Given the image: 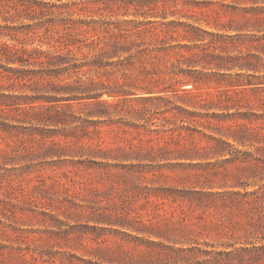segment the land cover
<instances>
[{
    "label": "rangeland",
    "instance_id": "374dc122",
    "mask_svg": "<svg viewBox=\"0 0 264 264\" xmlns=\"http://www.w3.org/2000/svg\"><path fill=\"white\" fill-rule=\"evenodd\" d=\"M0 264H264V0H0Z\"/></svg>",
    "mask_w": 264,
    "mask_h": 264
}]
</instances>
